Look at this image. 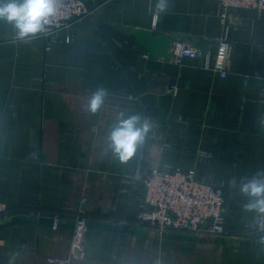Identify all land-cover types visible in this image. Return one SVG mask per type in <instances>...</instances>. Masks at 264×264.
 Listing matches in <instances>:
<instances>
[{
	"label": "crops",
	"instance_id": "0c3cea01",
	"mask_svg": "<svg viewBox=\"0 0 264 264\" xmlns=\"http://www.w3.org/2000/svg\"><path fill=\"white\" fill-rule=\"evenodd\" d=\"M157 2L89 0L93 18L25 39L0 20V264L68 259L78 213L95 218L79 264H264L259 212L240 191L264 177V12ZM146 30L213 54L226 38L227 78L151 59L135 35ZM121 113L149 126L127 163L108 139ZM167 164L226 190L228 236L136 224L144 179Z\"/></svg>",
	"mask_w": 264,
	"mask_h": 264
},
{
	"label": "built area",
	"instance_id": "2783aa9c",
	"mask_svg": "<svg viewBox=\"0 0 264 264\" xmlns=\"http://www.w3.org/2000/svg\"><path fill=\"white\" fill-rule=\"evenodd\" d=\"M224 13L231 10H258L264 12V0H214ZM95 10L89 0H57L56 14L49 18L44 35L57 31L82 20L91 19ZM157 17H153L155 27ZM231 47L226 38L218 44L215 54L198 49L183 42H173L170 58L179 64L182 60L197 61L200 69L217 74L221 79L228 76L227 63ZM264 92V91H263ZM144 210L136 224L153 228L159 232L183 231L194 234L228 236L226 226V190L221 186L200 180L194 170H182L172 165H163L143 181ZM94 217L85 213L75 215L74 233L70 256L66 260H49L50 264H79L86 259L87 232ZM264 232V213L259 212ZM59 227V218L53 222V229Z\"/></svg>",
	"mask_w": 264,
	"mask_h": 264
},
{
	"label": "clouds",
	"instance_id": "9594fccd",
	"mask_svg": "<svg viewBox=\"0 0 264 264\" xmlns=\"http://www.w3.org/2000/svg\"><path fill=\"white\" fill-rule=\"evenodd\" d=\"M167 0H158V13L166 10ZM57 11V0H0V20L13 25L16 35L20 39L35 36L46 30L49 18ZM106 92L97 89L84 106V110L96 114L103 105ZM149 130L146 120L142 121L139 115L120 118L109 133V147L121 163H127L142 145ZM242 194L251 197L245 205L248 210L264 213V177H253L241 184Z\"/></svg>",
	"mask_w": 264,
	"mask_h": 264
},
{
	"label": "water",
	"instance_id": "95a60500",
	"mask_svg": "<svg viewBox=\"0 0 264 264\" xmlns=\"http://www.w3.org/2000/svg\"><path fill=\"white\" fill-rule=\"evenodd\" d=\"M138 42L148 51L153 60L170 58L172 39L164 35H155L151 31H136Z\"/></svg>",
	"mask_w": 264,
	"mask_h": 264
}]
</instances>
